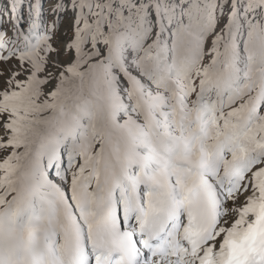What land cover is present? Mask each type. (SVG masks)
Segmentation results:
<instances>
[{
	"label": "snow or ice",
	"instance_id": "obj_1",
	"mask_svg": "<svg viewBox=\"0 0 264 264\" xmlns=\"http://www.w3.org/2000/svg\"><path fill=\"white\" fill-rule=\"evenodd\" d=\"M218 6L72 0L67 65L0 55L28 66L0 73V264H264V0L223 62Z\"/></svg>",
	"mask_w": 264,
	"mask_h": 264
},
{
	"label": "rangeland",
	"instance_id": "obj_2",
	"mask_svg": "<svg viewBox=\"0 0 264 264\" xmlns=\"http://www.w3.org/2000/svg\"><path fill=\"white\" fill-rule=\"evenodd\" d=\"M47 4L52 5V8L48 9L49 14L51 15L54 13L55 8L61 6H63V11L65 12L64 17L61 20L62 24L59 27V29L56 31L54 35V39L51 40L46 47L47 49L50 46L55 51L51 54H49L44 48L39 51L40 55L45 56L48 59V76L50 77L51 74L56 71L57 61L59 62L60 65H67L71 60V57L67 54L66 49L74 39L75 25L77 21L80 20V16H79V9L76 10L73 9L72 0H45L44 6H46ZM218 5L219 6L216 10L217 22L215 25V33L207 42L210 50L209 53L213 51V47H210V45L214 43L217 37L223 38V43H222L223 47L229 41L228 27L231 22L232 8L230 5H232V0H229V3L227 5H224L222 0H218ZM244 17H245V12L242 10L240 12V19L238 20L237 25L232 32V37L235 35L240 36L242 33L243 35L241 37L246 35L245 30L247 28V22L245 21ZM81 27H82V21H81ZM208 45H206V47ZM222 52H224V50H222ZM207 59L208 60L212 59V57L208 56ZM27 67H28L27 65H24L17 58L12 60L10 64L2 66L0 68V73H3L4 79H8L9 77H13L19 71L22 73L19 76V80L20 82H24L28 75V72L24 71V69ZM40 78H44V74H41ZM4 87H5L4 80H0V90H3ZM54 90H55V81H53L52 84L48 86L46 91L50 93L51 91ZM11 151L13 150H9L8 152L0 154V163L4 162V159H6L11 154ZM23 151H24L23 149H20V153H23ZM2 175L3 174L0 173V176Z\"/></svg>",
	"mask_w": 264,
	"mask_h": 264
},
{
	"label": "bare ground",
	"instance_id": "obj_3",
	"mask_svg": "<svg viewBox=\"0 0 264 264\" xmlns=\"http://www.w3.org/2000/svg\"><path fill=\"white\" fill-rule=\"evenodd\" d=\"M51 7H52V6H51L50 4H48L46 8H51Z\"/></svg>",
	"mask_w": 264,
	"mask_h": 264
}]
</instances>
